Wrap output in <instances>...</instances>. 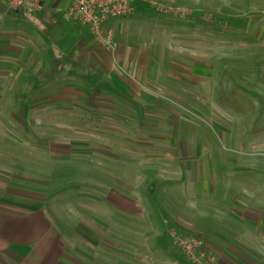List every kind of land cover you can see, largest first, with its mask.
Here are the masks:
<instances>
[{"label": "rangeland", "instance_id": "1", "mask_svg": "<svg viewBox=\"0 0 264 264\" xmlns=\"http://www.w3.org/2000/svg\"><path fill=\"white\" fill-rule=\"evenodd\" d=\"M162 1L189 15H165L144 3L133 16L109 21L115 42L137 53L131 76L118 68L135 89L122 79L112 84L127 100L110 103L120 109L113 118L43 98L47 83L35 70L22 71L18 82L0 80V177L10 188L48 194L49 207L65 208L63 222L80 227L81 216L98 206L96 193L113 183L118 169L111 170L110 159L129 144L127 170L139 190L151 187L150 214L159 230L164 219L174 221L176 209L197 228L180 231L202 233L206 245L245 228L253 233L258 221L241 214L264 212V0ZM80 81L71 89H80ZM94 124L99 131L75 130ZM57 144L70 145L64 165L51 156ZM165 157L170 162L147 163ZM163 238L174 244L171 235Z\"/></svg>", "mask_w": 264, "mask_h": 264}, {"label": "crops", "instance_id": "2", "mask_svg": "<svg viewBox=\"0 0 264 264\" xmlns=\"http://www.w3.org/2000/svg\"><path fill=\"white\" fill-rule=\"evenodd\" d=\"M42 1L43 8L38 13L27 15L9 9L6 2L0 0V80L21 81L22 71L32 69L36 71L35 78L45 79L47 95L43 98L50 102L70 103L64 107L69 111H72V103H77L83 112L117 116L120 109L110 103L123 104L127 100L116 90L112 91V84L118 86L115 80L122 79L135 89L133 79H125L118 68L131 76L136 51L118 44L113 55L96 45L88 26L70 14L72 0ZM142 4L137 3L135 10L143 7ZM141 58L139 55L138 59ZM77 79L83 81L78 82L80 89L73 90L71 83ZM110 81L113 83H108ZM101 85L110 89H102ZM128 90L134 95L133 90ZM75 127L80 132L100 130L95 124L89 128ZM118 127L113 124L110 131L117 132L114 129ZM54 149L52 158L64 165V153L69 154L66 150H70V145L57 144ZM133 149L124 144L121 152L110 159L111 170H118L113 173V183L111 180L108 190L96 193L100 198L98 206L87 207L89 217L85 214L86 218L82 217L83 211L74 207L70 209L71 213L81 216L80 227H70L63 222L68 218L65 208L58 206L59 211L56 206L49 207L48 194L10 188L8 179L0 177V264H195L181 251H171L170 247L175 244H165L163 237L170 235L173 227L195 231L196 225L173 209L174 221L164 219L163 228L159 230L150 214L148 190L151 187L139 190L134 174L127 170L130 164L126 159ZM170 160L176 164L181 161ZM164 161L168 159L147 160V163L161 165ZM194 162L196 164L197 160ZM95 166L104 168L100 163ZM54 172L59 174L60 171ZM18 177L13 174L11 178L20 180ZM106 177L100 174L101 179ZM46 183L50 187L51 184ZM98 183L100 188L104 186L101 181ZM7 194L9 199L5 198ZM160 196L161 200L163 196ZM241 215L259 224L249 225L253 233L245 228L242 234L227 241L208 240L206 247L215 253L217 264H264V212L249 210Z\"/></svg>", "mask_w": 264, "mask_h": 264}, {"label": "built area", "instance_id": "3", "mask_svg": "<svg viewBox=\"0 0 264 264\" xmlns=\"http://www.w3.org/2000/svg\"><path fill=\"white\" fill-rule=\"evenodd\" d=\"M9 9L27 15L38 13L43 8L42 0H4ZM137 3H147L157 12L173 16L186 17V9L169 6L162 0H72L69 8L74 19L86 24L93 41L105 51L115 54L118 44L114 32L107 24L109 21L131 16ZM175 246L195 264H217L215 253L207 249L202 233H184L170 229Z\"/></svg>", "mask_w": 264, "mask_h": 264}]
</instances>
